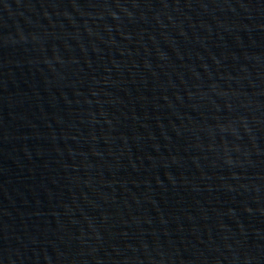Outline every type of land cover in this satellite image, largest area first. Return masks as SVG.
Instances as JSON below:
<instances>
[{
    "label": "water",
    "instance_id": "1",
    "mask_svg": "<svg viewBox=\"0 0 264 264\" xmlns=\"http://www.w3.org/2000/svg\"><path fill=\"white\" fill-rule=\"evenodd\" d=\"M0 264H264V0H0Z\"/></svg>",
    "mask_w": 264,
    "mask_h": 264
}]
</instances>
